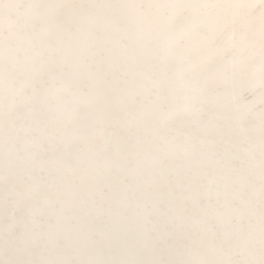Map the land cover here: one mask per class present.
I'll return each instance as SVG.
<instances>
[{
    "label": "snow or ice",
    "instance_id": "snow-or-ice-1",
    "mask_svg": "<svg viewBox=\"0 0 264 264\" xmlns=\"http://www.w3.org/2000/svg\"><path fill=\"white\" fill-rule=\"evenodd\" d=\"M256 8L231 0L88 6L0 0V129L13 144L22 142L9 149L5 199L22 198L34 218L39 210L27 203L34 189L28 180L33 168L47 171L53 163L103 197L129 159L142 180L139 169L150 157L160 166L144 185L153 187L159 177L169 188L166 199L147 193L137 206L143 231L120 259L53 258L55 245L29 242L32 226L16 219L14 204L3 229L8 264H264V109L257 143L250 130L234 135L214 116L204 120L210 93L235 87L257 67L264 97V4ZM149 120L158 125L152 141L137 136L129 145L132 130ZM28 148L25 180L18 170ZM173 155L195 157L190 175L169 178L163 160ZM208 167L215 173L201 183ZM121 243L106 232L89 235L99 256ZM157 253L184 258L162 261L153 258ZM129 254L147 258H124Z\"/></svg>",
    "mask_w": 264,
    "mask_h": 264
},
{
    "label": "bare ground",
    "instance_id": "bare-ground-1",
    "mask_svg": "<svg viewBox=\"0 0 264 264\" xmlns=\"http://www.w3.org/2000/svg\"><path fill=\"white\" fill-rule=\"evenodd\" d=\"M27 2V0H25ZM44 2H62L77 5L92 4H124V3H149V2H170V0H44ZM182 2H200V0H182ZM110 12V10H106ZM254 74L246 75L242 80H238L235 87L220 86L210 93V102L205 106V122L209 116H214L219 124L230 127L235 135L240 129L250 130L249 135L253 143L258 142L259 127L261 124V112L264 109V97L261 96L258 67L253 69ZM214 98L217 103H211ZM226 106V107H224ZM154 121H147L144 126L132 130L129 137V145L134 144L137 136L145 141H152V129L157 127ZM23 136V134H21ZM22 142L17 140L15 144L8 138L6 129H0V231H3L10 221L9 211L16 205V219L24 220L32 226V236L29 242L40 247L47 246L54 248L53 258L68 259L71 261L86 260L89 258L120 259L124 247L135 245L139 241L144 220L142 215H138L139 204L145 202L147 193L159 192L166 199L169 188L159 177L153 187H146L143 180H147L154 174V170L160 165L154 164L149 157L144 161L139 169L142 180L136 178V163L129 159L125 163V171L117 174L118 179L111 190L105 189L104 195L95 192V189L87 182L81 181L79 174L73 176L71 172L57 171L55 163L48 166L47 171H40L33 168L32 180L24 175L26 169L32 162L28 153L33 149L28 148L21 152L25 159L21 161L19 175H23L25 180L32 185V199L28 204L34 205L39 211L34 218L28 213L27 206L22 198L13 196L5 199V177L9 161V149L21 148ZM86 151L85 145H80ZM145 151L151 153L153 147L150 143H145ZM195 157H185L183 155H173L163 160V166L171 176L190 175L189 165L193 163ZM103 163V161H100ZM132 170V171H130ZM207 175L202 176L200 182L206 183L214 173L213 167H208ZM127 186V188H125ZM16 191H25L22 185H17ZM59 194V196H58ZM45 200L50 201L45 204ZM160 207L166 209L165 204ZM34 219V223L32 222ZM155 219V217H152ZM21 228L16 229V236L19 237ZM195 232V229H190ZM92 232H106L109 235L120 238L121 245L114 248L111 253L105 251L103 256H99L89 244V235ZM188 244V241H182ZM198 249L193 245L192 253L196 254ZM128 259H145L144 256L129 254L124 257ZM153 258L162 261L180 259L168 253H157Z\"/></svg>",
    "mask_w": 264,
    "mask_h": 264
},
{
    "label": "clouds",
    "instance_id": "clouds-1",
    "mask_svg": "<svg viewBox=\"0 0 264 264\" xmlns=\"http://www.w3.org/2000/svg\"><path fill=\"white\" fill-rule=\"evenodd\" d=\"M232 3L234 4H239V5H256V12L259 13L260 8L259 6L264 4V0H231ZM5 100V91L3 87H0V106L3 105ZM10 257L7 254V250L5 247V234L4 231H0V264H8L10 261Z\"/></svg>",
    "mask_w": 264,
    "mask_h": 264
}]
</instances>
